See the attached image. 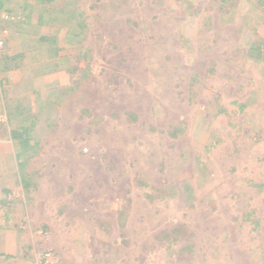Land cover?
<instances>
[{"label": "rangeland", "instance_id": "obj_1", "mask_svg": "<svg viewBox=\"0 0 264 264\" xmlns=\"http://www.w3.org/2000/svg\"><path fill=\"white\" fill-rule=\"evenodd\" d=\"M0 7V264H264V0Z\"/></svg>", "mask_w": 264, "mask_h": 264}, {"label": "crops", "instance_id": "obj_2", "mask_svg": "<svg viewBox=\"0 0 264 264\" xmlns=\"http://www.w3.org/2000/svg\"><path fill=\"white\" fill-rule=\"evenodd\" d=\"M10 25H11L10 23L9 24L5 23L4 28L0 32L1 37L4 38L5 41V48L4 46L0 48V56L2 55L0 57L1 62L3 60L5 62L7 60L15 61L16 59L22 57L23 55L20 52H17L12 46L13 40L15 38H18L19 35L11 31ZM1 62H0V67H1ZM5 70L8 69L5 68L4 72ZM4 79H5V84H3L4 82L3 77L0 76V156L9 158L10 156H13V150H14L12 133L9 129L5 130V132L1 131V126L5 127L7 125L3 122L4 119L1 116L6 114L7 118L12 119L11 108L14 106L15 100L13 99V92L11 87L13 86V84L11 83V79L9 78H4ZM6 82L7 83L9 82L8 86ZM7 122H9V120H7Z\"/></svg>", "mask_w": 264, "mask_h": 264}, {"label": "built area", "instance_id": "obj_3", "mask_svg": "<svg viewBox=\"0 0 264 264\" xmlns=\"http://www.w3.org/2000/svg\"><path fill=\"white\" fill-rule=\"evenodd\" d=\"M9 17H10V14L5 12L4 18H9ZM3 46H4V40L1 39L0 40V48H2Z\"/></svg>", "mask_w": 264, "mask_h": 264}, {"label": "trees", "instance_id": "obj_4", "mask_svg": "<svg viewBox=\"0 0 264 264\" xmlns=\"http://www.w3.org/2000/svg\"><path fill=\"white\" fill-rule=\"evenodd\" d=\"M30 6H28L27 8H29ZM30 9V8H29ZM29 9H27L28 11H29ZM26 10V7L23 9V11H25ZM41 39H44V37H42ZM4 45H5V41H4ZM23 56V55H22ZM17 133V131L15 132V134H14V137H15V139L18 137V135L16 134ZM25 142H27V141H25ZM0 203H6V202H4V201H0Z\"/></svg>", "mask_w": 264, "mask_h": 264}]
</instances>
